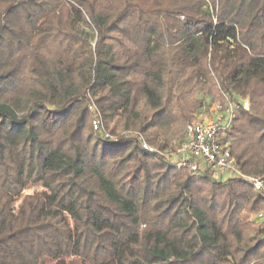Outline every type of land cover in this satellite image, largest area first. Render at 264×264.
<instances>
[{"label": "trees", "instance_id": "16d2710c", "mask_svg": "<svg viewBox=\"0 0 264 264\" xmlns=\"http://www.w3.org/2000/svg\"><path fill=\"white\" fill-rule=\"evenodd\" d=\"M87 94L157 148L247 99L231 154L264 177V0H0V264H264L253 188L101 139Z\"/></svg>", "mask_w": 264, "mask_h": 264}, {"label": "built area", "instance_id": "2783aa9c", "mask_svg": "<svg viewBox=\"0 0 264 264\" xmlns=\"http://www.w3.org/2000/svg\"><path fill=\"white\" fill-rule=\"evenodd\" d=\"M205 103H202L194 121L185 125L181 140L157 148L147 143L139 132L126 130L118 135L108 132L97 105L87 94L92 131L101 139L113 144L133 141L142 152L156 156L176 169L187 171L190 177L208 175L216 182L239 181L253 188L254 193L264 202V177L244 174L231 154L230 133L235 114L239 110L248 111L249 101L229 98L223 94L222 99L216 103ZM254 217L253 223L264 225V210Z\"/></svg>", "mask_w": 264, "mask_h": 264}, {"label": "rangeland", "instance_id": "374dc122", "mask_svg": "<svg viewBox=\"0 0 264 264\" xmlns=\"http://www.w3.org/2000/svg\"><path fill=\"white\" fill-rule=\"evenodd\" d=\"M81 33H82L83 36H85L89 40L90 45H91V48H93L94 43H95V40H96V32H94L93 29H91V28L89 29V28H87L86 26L83 25L82 28H81ZM218 100H219L218 98L217 99H214V98L208 97V96H206L205 98H203V102H206L205 103L206 105H212L213 103H216V101H218ZM196 114L197 113H193L191 119L188 122L194 121V118L196 117ZM188 122H186L185 125ZM185 125H184V127H185ZM184 127H183L182 131L175 138H173L172 140L166 141V143H164L163 146L164 145L167 146L172 141L181 140L183 138ZM127 131L137 132V131H134L132 129L127 130ZM121 132H123V131H120L119 133H114V134L111 133V134L112 135H118ZM42 191H44V189L41 186V184L31 185V186L27 187L25 189V191H23V193L20 196V198L18 200H16V202L13 204L14 207L17 208V206L20 204L21 199H22V197L24 195H32V194H35V193H38V192H42ZM262 210H264V207L262 208ZM262 210H260L258 212H248V213L245 212V211H243L241 213V215L246 216V217H249L250 222L253 223L254 222V218H255L254 215H256L257 213L261 212ZM255 225L256 226H260L258 224H255Z\"/></svg>", "mask_w": 264, "mask_h": 264}]
</instances>
